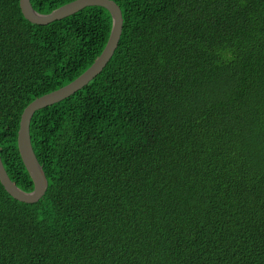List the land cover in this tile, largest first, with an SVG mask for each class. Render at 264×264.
Wrapping results in <instances>:
<instances>
[{
	"label": "trees",
	"instance_id": "1",
	"mask_svg": "<svg viewBox=\"0 0 264 264\" xmlns=\"http://www.w3.org/2000/svg\"><path fill=\"white\" fill-rule=\"evenodd\" d=\"M113 1L106 65L30 119L44 195L0 183V264H264V0ZM110 28L102 6L35 24L0 0V158L21 189L24 107L87 69Z\"/></svg>",
	"mask_w": 264,
	"mask_h": 264
},
{
	"label": "water",
	"instance_id": "2",
	"mask_svg": "<svg viewBox=\"0 0 264 264\" xmlns=\"http://www.w3.org/2000/svg\"><path fill=\"white\" fill-rule=\"evenodd\" d=\"M91 5L102 6L107 9L111 15V28L102 51L92 64L75 79L55 90L31 100L24 107L20 116L19 127L17 130V148L20 158L33 182L32 189L25 191L16 185L8 176L0 158V183L8 194L21 202H36L44 195L47 189V178L34 153L30 141L29 124L33 113L37 109L58 102L73 94L103 69L118 44L122 30V14L120 7L113 0H72L48 13H41L35 10L31 5L30 0H19L21 13L28 21L35 24L50 23Z\"/></svg>",
	"mask_w": 264,
	"mask_h": 264
}]
</instances>
